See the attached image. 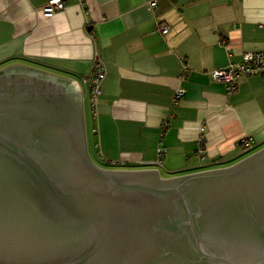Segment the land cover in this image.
<instances>
[{
    "label": "crops",
    "instance_id": "0c3cea01",
    "mask_svg": "<svg viewBox=\"0 0 264 264\" xmlns=\"http://www.w3.org/2000/svg\"><path fill=\"white\" fill-rule=\"evenodd\" d=\"M50 1L0 0V71L68 74L83 98L81 79L102 162L172 178L264 148V75L242 76L230 93L213 77L264 50V0H62L48 15ZM99 61L106 76L94 106L88 80Z\"/></svg>",
    "mask_w": 264,
    "mask_h": 264
},
{
    "label": "water",
    "instance_id": "95a60500",
    "mask_svg": "<svg viewBox=\"0 0 264 264\" xmlns=\"http://www.w3.org/2000/svg\"><path fill=\"white\" fill-rule=\"evenodd\" d=\"M10 68L0 71V264H264V148L167 179L103 169L77 83Z\"/></svg>",
    "mask_w": 264,
    "mask_h": 264
},
{
    "label": "built area",
    "instance_id": "2783aa9c",
    "mask_svg": "<svg viewBox=\"0 0 264 264\" xmlns=\"http://www.w3.org/2000/svg\"><path fill=\"white\" fill-rule=\"evenodd\" d=\"M157 6V2L153 1L150 3V7L153 9ZM65 9V3L62 0H51L48 6L44 9V12L48 15L62 11ZM159 31L162 34H167L169 28L166 25H161ZM253 76V75H264V50L263 51H250L244 53L242 61L236 65H231L230 68L215 71L213 77L216 80L223 81L228 92H233L238 88L240 79L242 76ZM105 67L102 62H97L94 70L89 77L88 82L90 83V99L92 104L95 106L99 96L101 95V85L105 79ZM184 95L183 90H178L174 97V102H178ZM242 146L246 149L251 148V140L242 141ZM165 150L163 148L158 149V159L156 165L162 167L164 164ZM118 164V163H117Z\"/></svg>",
    "mask_w": 264,
    "mask_h": 264
},
{
    "label": "rangeland",
    "instance_id": "374dc122",
    "mask_svg": "<svg viewBox=\"0 0 264 264\" xmlns=\"http://www.w3.org/2000/svg\"><path fill=\"white\" fill-rule=\"evenodd\" d=\"M49 70V69H48ZM49 74V73H48ZM51 76H55L57 78H61V79H64V80H68L70 81L69 79H71V77L68 75V74H64V73H60V74H49ZM59 75V76H58ZM69 78V79H67ZM79 83L82 85L83 87V91H84V96L82 99L83 100V107H84V115H85V121H86V135H87V144H88V151H89V154H90V157L91 159L94 161V163L96 165H98L99 167L103 168V169H110V170H125L127 167H121V166H109L108 164L102 162L98 157L97 155L95 154L94 152V148H93V144H92V126H93V121L91 119V112H90V104L88 103V100H87V94L85 92V87L84 85L82 84V80L79 79L78 80ZM256 152V151H255ZM254 152L251 150L249 151L248 153H246V157L253 154ZM151 167V166H149ZM153 169H156L154 167H151ZM158 169V168H157ZM156 169V170H157ZM159 170V169H158ZM160 175L163 179H165V177L167 178L169 175L166 174L163 172V170H160ZM171 177V176H169ZM177 177V176H176ZM173 178V177H172Z\"/></svg>",
    "mask_w": 264,
    "mask_h": 264
},
{
    "label": "flooded vegetation",
    "instance_id": "af4514ba",
    "mask_svg": "<svg viewBox=\"0 0 264 264\" xmlns=\"http://www.w3.org/2000/svg\"><path fill=\"white\" fill-rule=\"evenodd\" d=\"M8 70H13L16 74H18V75H24L25 74V72L26 71H31V70H26V68H10V69H8ZM35 74V73H34ZM37 74V73H36ZM39 74V73H38ZM37 74V75H38ZM69 88H70V86H69ZM128 170V169H127Z\"/></svg>",
    "mask_w": 264,
    "mask_h": 264
}]
</instances>
